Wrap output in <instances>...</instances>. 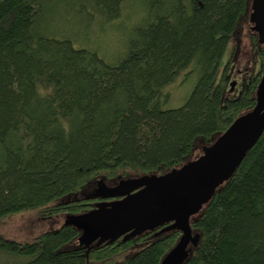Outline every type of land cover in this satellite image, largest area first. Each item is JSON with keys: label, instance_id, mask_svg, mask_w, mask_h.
<instances>
[{"label": "trees", "instance_id": "16d2710c", "mask_svg": "<svg viewBox=\"0 0 264 264\" xmlns=\"http://www.w3.org/2000/svg\"><path fill=\"white\" fill-rule=\"evenodd\" d=\"M249 2L0 0V222L24 210L65 220L87 212L117 198L99 185L124 188L179 167L196 141L210 144L249 111L264 44L250 32L258 68L236 71L231 45ZM64 10L99 28L132 18L116 59L52 34ZM190 75L184 102L167 107L171 87ZM169 224L89 244L66 221L30 240L0 234V264H159L181 236L161 231ZM189 225L197 242L181 264H264V129Z\"/></svg>", "mask_w": 264, "mask_h": 264}, {"label": "water", "instance_id": "95a60500", "mask_svg": "<svg viewBox=\"0 0 264 264\" xmlns=\"http://www.w3.org/2000/svg\"><path fill=\"white\" fill-rule=\"evenodd\" d=\"M250 21L264 41V0H251ZM231 88L234 81L230 83ZM264 129V70L255 91V104L240 114L199 156L160 175H145L124 188L99 185L104 197L95 208L69 215L66 222L81 229L80 241L89 244L120 236L138 235L165 223L163 228H178L181 236L163 256L159 264H181L188 254V245L196 244L190 217L196 214L216 188L234 172L247 150ZM133 186V187H131ZM120 190V191H119Z\"/></svg>", "mask_w": 264, "mask_h": 264}, {"label": "rangeland", "instance_id": "374dc122", "mask_svg": "<svg viewBox=\"0 0 264 264\" xmlns=\"http://www.w3.org/2000/svg\"><path fill=\"white\" fill-rule=\"evenodd\" d=\"M250 12L251 0L246 13L239 22L234 37L231 39V45L236 46L232 62L234 71L237 68L243 69L250 66H253L254 69L258 68L257 56L253 53V47L256 49L258 44L255 41L257 37H251L250 34V26L252 25L249 18ZM59 16L58 18H53V21L51 20L48 25L52 34L69 37L77 47L94 48L110 62L116 59L120 48L133 27L132 18L118 19L119 22L103 23L99 28L100 24L97 25L94 18L75 14L72 10H64ZM190 76H187L189 78L186 79V82L183 81L179 86L171 87L170 97L166 101L167 107L179 106L184 102L195 82L194 76ZM239 78L236 77V80L234 78L229 80V84L232 81L236 83V87L231 91L232 95L239 93L238 91L241 87ZM171 85L177 84L172 83ZM203 146L205 144L203 145L202 141H196L192 158H196L201 154ZM64 221L65 218L62 215L43 218L34 210H24L4 218L0 222V234L16 240H30L37 233L59 228Z\"/></svg>", "mask_w": 264, "mask_h": 264}, {"label": "flooded vegetation", "instance_id": "af4514ba", "mask_svg": "<svg viewBox=\"0 0 264 264\" xmlns=\"http://www.w3.org/2000/svg\"><path fill=\"white\" fill-rule=\"evenodd\" d=\"M252 27H253V23H252V25L250 26V29H253ZM253 30H254V29H253ZM250 32H251V34H255V33H256L257 40H258V35H257L256 30H254V31H251V30H250ZM258 44H264V41H263L262 43L258 42ZM241 86H242V85H241ZM235 87H236V83L234 82V85H233L232 88L230 87V90L232 91V89L235 88ZM240 88H242V87H240ZM239 91H240V90H239ZM239 91H238V92H239ZM237 94H238V93H237Z\"/></svg>", "mask_w": 264, "mask_h": 264}]
</instances>
